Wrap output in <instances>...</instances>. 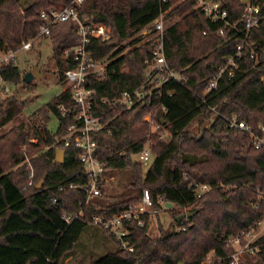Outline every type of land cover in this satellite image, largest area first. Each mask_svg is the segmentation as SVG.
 I'll list each match as a JSON object with an SVG mask.
<instances>
[{"label":"trees","instance_id":"trees-1","mask_svg":"<svg viewBox=\"0 0 264 264\" xmlns=\"http://www.w3.org/2000/svg\"><path fill=\"white\" fill-rule=\"evenodd\" d=\"M217 1L227 12L226 19L217 22L204 13L198 0L161 4L157 0H85L81 8L112 33L105 41L90 40V56L107 57L109 64L104 79L89 75L85 83L94 91L91 112L103 125L94 138L95 156L105 163L104 175L128 170L129 186L147 188L153 199L163 195L173 206L183 208L180 212L194 214L178 222V215L166 208L176 230L163 229L157 214L156 234L151 235L135 221L127 222L126 238L132 250L120 248L112 232L89 223L93 213L111 216L123 211L139 194L105 202L96 210L85 204L81 186L88 177L75 149L62 147V161L54 160L53 149L63 146L73 118L72 112L60 110V106H74L71 90L65 88L30 113L26 124L0 133V264H202L211 250L214 256L209 264H229L226 237L264 216V148H255L247 133L228 125L235 117L251 126H264V15L246 35L241 18L244 2ZM66 3L0 0V50L16 49L32 36L42 9ZM163 10L176 18L163 31L166 60L187 80L166 82L156 106L138 103L126 109L111 104L123 91L144 83L143 59L154 39H143L139 31ZM53 55L58 80L64 83V71L75 64L73 53H64L59 46ZM228 56L237 64L234 75L223 76L206 93L209 79ZM19 69L1 64L0 76L8 83L24 84ZM30 101V97L0 96V129L18 118ZM146 113L159 130L150 131L143 119ZM52 116L57 119L55 129L49 126ZM146 141L151 157L144 171V164L133 161L132 155ZM28 163L34 173L30 185ZM195 182L206 183L210 189L197 198L190 188ZM99 185L104 192L102 179ZM77 210H82V216L65 221L64 213ZM85 240L97 245L96 254L87 256L79 249ZM243 264H264V250L247 256Z\"/></svg>","mask_w":264,"mask_h":264},{"label":"built area","instance_id":"built-area-1","mask_svg":"<svg viewBox=\"0 0 264 264\" xmlns=\"http://www.w3.org/2000/svg\"><path fill=\"white\" fill-rule=\"evenodd\" d=\"M157 1L161 4L167 0ZM84 2L85 0H67V3L62 6H52L42 9L39 13L41 22L37 26L35 33L22 41L16 49L2 50L0 65L10 63L13 66H17L20 53L31 49L35 41L49 36L55 25L65 22L75 25L76 43L72 48L64 50V53H73L75 64L63 73L69 84L68 88L71 90V99L74 106L72 108L60 106L62 114L72 112L73 118L66 127L63 146L54 148L53 153L55 155L56 151L62 149V147H72L75 149L77 161L83 166L88 177L87 182L81 186V189L86 194L85 204L97 210L103 204L101 199L99 200V198L103 197L99 181L104 177L105 163L99 161L95 156L97 141L94 138V134L103 125L91 112V98L94 91L86 87L85 83L89 75L99 80L105 78L109 58L93 59L90 56L88 44L92 38L101 41L108 40L112 33L109 26L101 22H95L91 16L81 11ZM198 2L204 13L213 22L226 19L227 12L220 8L219 1L198 0ZM244 4L245 8L241 14V18L244 22V31L248 35L249 29L258 22L259 16L264 15V0H246ZM166 13V10L161 11L154 20L139 31V35L145 36L150 34L151 36L148 39L151 37L154 39L150 53L143 59V63L147 69L144 83L133 90L123 91L116 100L110 102L111 104H118L126 109H130L138 103H144L146 106H156L159 103L158 98L161 95L162 87L166 82L169 80L179 82L187 80L184 74L172 68L166 60L163 49V31L165 29L164 21ZM240 47L238 46V49ZM237 55H239V52L236 53ZM236 69L237 64L233 57L228 56L225 64L219 66L209 79L205 92L209 93L214 90L218 81L223 76L231 78ZM7 84L8 82L0 76L1 92L9 91ZM152 119L149 113L144 116V120L148 123L154 122ZM228 125L247 133L250 136L251 144L255 148H264L263 125L257 124L256 126H251L245 121L237 120L235 117L229 120ZM156 127L158 126L156 125ZM149 144V141H146L143 147L133 154L137 157L136 161L138 160L146 164L150 160L151 151ZM32 178L33 172L31 171L29 173V185L32 183ZM70 187H74V185L71 184ZM190 188L193 190L195 196L199 198L210 189V185L195 182L190 185ZM137 201L136 205L130 204L128 208L111 216L103 213H93L90 216L89 223L112 232L116 236L120 248L132 250L133 245L126 238L129 234L127 222L135 221L138 226L145 228V234H149L148 224L151 218L168 208L165 205L168 201L163 195H157L153 199L147 188H142ZM80 216H82V210L63 214V218L67 222H71ZM263 234L264 216L256 221L254 225L226 237L224 245L230 249V254L227 256L229 264H243L247 256H256L264 250ZM213 256L214 250H211L202 264H209Z\"/></svg>","mask_w":264,"mask_h":264},{"label":"rangeland","instance_id":"rangeland-1","mask_svg":"<svg viewBox=\"0 0 264 264\" xmlns=\"http://www.w3.org/2000/svg\"><path fill=\"white\" fill-rule=\"evenodd\" d=\"M175 19L176 18L174 16L168 17L167 14H165L164 26L166 27L168 24L173 23ZM74 29L75 25L69 22L57 24L52 28V32L49 36L42 37L40 40L35 41L31 49L20 53L18 59V66L20 68L19 70H21L22 75H24L26 72L30 71L34 67L38 69L40 75L38 77H33L28 83H8L7 85L9 91H0V96L2 98H4L5 95H14L19 100H23L28 97L31 98L30 103L24 108L22 114L15 120L6 124L2 129H0V133H4L9 130L12 126L18 125L20 123L26 124L28 115L30 113L35 111L43 104L47 103L53 96L61 92L63 89L68 88L69 84L67 83V81L62 83L58 80L57 64L53 54L54 49L59 46L61 48H64V50L72 48L74 46V44L76 43ZM150 36V34L145 36L141 35L143 39L149 38ZM152 120L154 122L147 123L150 128V131L152 130L151 132H155L159 127H156V125L158 126V123L154 119ZM56 125L57 119L55 118V116H52L49 122V126L50 128L55 129ZM35 141L36 140L33 139V142ZM150 146L151 145L149 144V147ZM136 159L137 157L135 155H132V160L136 161ZM27 161H29L28 158ZM137 162L139 161L137 160ZM27 166H29V173L31 171L33 172V168L30 163H28ZM146 169L147 165L144 164L143 170L145 171ZM108 173L105 174L102 179L103 187L105 188L103 192L104 199L101 200L103 203L115 202L130 196H137L142 190L135 189L129 186L130 174L128 170H111L108 171ZM35 176L36 181H38L40 174L36 172ZM137 203L138 201H134L132 204L136 205ZM171 208L176 215L184 214L183 212L179 211L181 209L183 210V208H180L178 206H173ZM158 216L163 229L171 228L173 230H176L172 222L173 220L171 213L169 211L165 210L161 212ZM155 224L156 219L155 217H152L151 221L148 224V235H151L156 232ZM95 246L97 245L91 240H85L81 245H79V249H83L85 254L89 256L92 254H96L97 248Z\"/></svg>","mask_w":264,"mask_h":264},{"label":"water","instance_id":"water-1","mask_svg":"<svg viewBox=\"0 0 264 264\" xmlns=\"http://www.w3.org/2000/svg\"><path fill=\"white\" fill-rule=\"evenodd\" d=\"M246 0H243V2H245ZM40 75V73H39V71H38V69L36 68V67H34V68H32L30 71H28V72H26L24 75H23V81L24 82H30L31 81V79L33 78V77H38ZM262 80H263V82H264V76L262 77ZM63 154H64V152H63V150L62 149H58L57 151H56V153H55V161L56 162H61L62 161V159H63ZM166 207H168V208H171V207H173V204L171 203V202H166ZM194 214V212H189V213H186V214H180V215H178L177 217H176V221H180L181 219H183V218H186V219H188V218H190L192 215Z\"/></svg>","mask_w":264,"mask_h":264},{"label":"crops","instance_id":"crops-1","mask_svg":"<svg viewBox=\"0 0 264 264\" xmlns=\"http://www.w3.org/2000/svg\"><path fill=\"white\" fill-rule=\"evenodd\" d=\"M0 51H2V50H0Z\"/></svg>","mask_w":264,"mask_h":264}]
</instances>
